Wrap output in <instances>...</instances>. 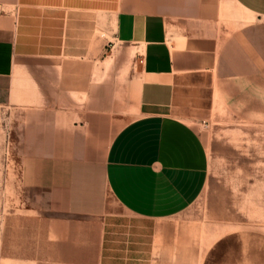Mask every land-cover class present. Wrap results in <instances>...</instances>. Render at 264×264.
I'll list each match as a JSON object with an SVG mask.
<instances>
[{"label":"crops","instance_id":"0c3cea01","mask_svg":"<svg viewBox=\"0 0 264 264\" xmlns=\"http://www.w3.org/2000/svg\"><path fill=\"white\" fill-rule=\"evenodd\" d=\"M9 109L37 202L3 247L34 264H241L185 216L207 184L199 124H264V0H0Z\"/></svg>","mask_w":264,"mask_h":264},{"label":"rangeland","instance_id":"374dc122","mask_svg":"<svg viewBox=\"0 0 264 264\" xmlns=\"http://www.w3.org/2000/svg\"><path fill=\"white\" fill-rule=\"evenodd\" d=\"M115 46L107 34L103 55H110ZM9 113L10 109L0 111V129L6 127V139L0 131V264H34L24 259L32 249L22 247L18 257L11 238L10 245L2 244L4 224L6 234L15 233L17 217L29 214L26 210L36 201L28 184L18 180L20 168L12 165L18 159L17 145L8 147L6 132L18 118L16 112L10 114L7 123ZM198 128L208 145L207 184L185 220L194 228L196 241L201 243L203 238L205 244H212L222 238L224 249H239L241 264H264V124L230 116L206 119ZM8 253L17 256L11 258Z\"/></svg>","mask_w":264,"mask_h":264}]
</instances>
